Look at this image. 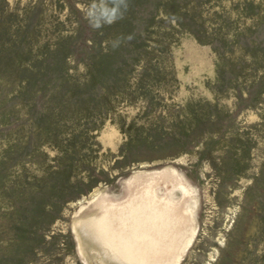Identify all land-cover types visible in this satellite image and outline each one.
<instances>
[{"label": "rangeland", "instance_id": "374dc122", "mask_svg": "<svg viewBox=\"0 0 264 264\" xmlns=\"http://www.w3.org/2000/svg\"><path fill=\"white\" fill-rule=\"evenodd\" d=\"M149 196L144 264H264V0H0V264Z\"/></svg>", "mask_w": 264, "mask_h": 264}, {"label": "bare ground", "instance_id": "6f19581e", "mask_svg": "<svg viewBox=\"0 0 264 264\" xmlns=\"http://www.w3.org/2000/svg\"><path fill=\"white\" fill-rule=\"evenodd\" d=\"M154 207V201L149 196L122 219V226L118 230L111 227L105 216L100 218L101 227L90 219L85 223L72 225L79 252L84 254L87 247L90 255L93 254L98 260V264L147 263V257H157L171 230L169 213ZM90 226H96V230L103 233L104 243L95 241L89 230Z\"/></svg>", "mask_w": 264, "mask_h": 264}]
</instances>
